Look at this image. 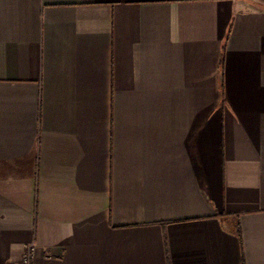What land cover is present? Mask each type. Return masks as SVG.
<instances>
[{
	"label": "crops",
	"instance_id": "1",
	"mask_svg": "<svg viewBox=\"0 0 264 264\" xmlns=\"http://www.w3.org/2000/svg\"><path fill=\"white\" fill-rule=\"evenodd\" d=\"M264 264V0H0V264Z\"/></svg>",
	"mask_w": 264,
	"mask_h": 264
},
{
	"label": "built area",
	"instance_id": "2",
	"mask_svg": "<svg viewBox=\"0 0 264 264\" xmlns=\"http://www.w3.org/2000/svg\"><path fill=\"white\" fill-rule=\"evenodd\" d=\"M35 246L29 245L25 251V254L23 256L22 264H32V260L34 258L35 253Z\"/></svg>",
	"mask_w": 264,
	"mask_h": 264
}]
</instances>
